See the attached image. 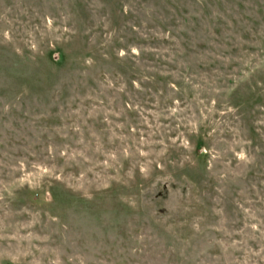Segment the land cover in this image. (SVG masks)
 Returning <instances> with one entry per match:
<instances>
[{"label": "rangeland", "instance_id": "rangeland-1", "mask_svg": "<svg viewBox=\"0 0 264 264\" xmlns=\"http://www.w3.org/2000/svg\"><path fill=\"white\" fill-rule=\"evenodd\" d=\"M0 264H264V0H0Z\"/></svg>", "mask_w": 264, "mask_h": 264}]
</instances>
